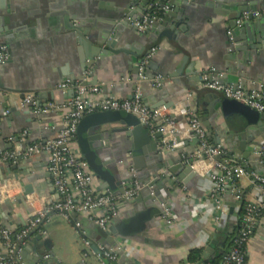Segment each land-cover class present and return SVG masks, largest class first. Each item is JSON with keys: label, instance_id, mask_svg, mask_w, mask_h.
<instances>
[{"label": "crops", "instance_id": "1", "mask_svg": "<svg viewBox=\"0 0 264 264\" xmlns=\"http://www.w3.org/2000/svg\"><path fill=\"white\" fill-rule=\"evenodd\" d=\"M133 1H137V6L130 7L129 12H135L136 19H139L146 13L138 12L145 7L141 4L144 0H0V40L10 50V60L0 65V150H23L30 143L53 138L60 128L58 115L37 116L31 109H20L19 100L26 94H32L39 106H44L51 102L60 104L73 96L72 91L64 93L57 89L65 80L99 86L103 97L126 98L139 86L151 108L175 114L182 132L176 138L174 150L161 148V152H169L162 157V162H181L190 165L192 172L184 175L185 179L172 178L173 183L186 188L184 198H177L168 185V178L161 176L155 179V176L167 171L161 169L150 177L155 199H149L145 192L135 199L138 202L134 201L122 210L120 218L110 228L121 225L123 214L133 206L149 213L152 219L143 232L117 240L126 239L132 246L119 256L117 264H201L202 254L200 263H188L189 252L200 249L203 253L215 240V250L209 254L207 261L220 255L226 241H230L236 233L240 203L237 204L226 190L221 196L225 214L218 220L214 219L215 203L208 195L212 182L207 176L206 164L194 166L185 162L195 152L196 143L186 138L184 113L194 111L211 140L227 146L230 155L222 161H228L229 166L231 160L237 163L247 161L252 171L263 174L262 168L252 166L256 163L252 151L254 145L264 141V115L219 94L220 103L212 108V102L216 100L212 101L209 97L216 93L200 89L198 76L212 70L215 78L223 84L241 86L246 91H264L263 45L260 41L258 46H262L261 49L249 51L248 41V36L256 40L261 34L251 30L248 35L242 34L238 43L230 42L228 37L229 32L233 34L246 22L236 24L244 12L264 9V0H174L173 5H170V0L166 3H162L163 0H148L146 11L155 4H168L172 11L179 9V17L168 24L172 30L165 28L159 35L153 32L138 34L132 26L126 27L116 45L119 52L80 72V65H87L90 61L86 47L73 28L78 27L91 34L103 32L110 25L114 9ZM239 8L243 11L238 12ZM237 14L240 16L237 17ZM152 48L155 52L147 64H152L154 68H146V73L165 78L166 83L160 89H152V78L142 76L144 69L140 72L141 65L138 68L134 65L137 60L142 62L150 55ZM242 64L245 69L238 75L236 72ZM137 70L139 73L136 74ZM94 78L96 83L93 85ZM194 100H199L197 109ZM155 141L159 146V139ZM244 142L253 143L244 153H234L233 149L237 150ZM246 152L250 154L248 158L244 157ZM102 159L108 162L107 168L118 177L108 188L116 194L120 190V171L124 170V167H117L116 162L126 160L132 163L130 142L124 134L112 136ZM30 160H21L15 166L17 168L10 172L8 169L14 166H0V196L3 197L0 223L6 228L16 230L23 227L33 209H39L44 201L57 198L50 176L45 171L47 154ZM150 173L145 160L138 176L143 181ZM23 180L32 183L35 189L34 194L27 196L29 199H26L25 205L17 201ZM99 185L103 188L101 181ZM236 186L246 202L264 201L262 190L251 182L248 175L239 178ZM161 204L168 206L175 217L173 226L164 223ZM79 220L90 237L89 224L83 218ZM43 231V234H33L22 249L36 247L37 252L45 251L41 245L48 240L51 255L45 252L43 256H49L47 259L42 260V256L36 259V252L31 251L23 259L21 250L23 264H100L95 258H85L83 252L78 251L77 236L69 221L53 217L43 226ZM245 264H264V220L258 222L246 245Z\"/></svg>", "mask_w": 264, "mask_h": 264}, {"label": "built area", "instance_id": "2", "mask_svg": "<svg viewBox=\"0 0 264 264\" xmlns=\"http://www.w3.org/2000/svg\"><path fill=\"white\" fill-rule=\"evenodd\" d=\"M171 10L168 4L151 5L141 18L127 20L138 34H144L155 22ZM250 18L264 19V9L255 12H244L237 25H241ZM229 41L233 40L228 33ZM141 63L140 72L143 71L155 48L150 50ZM10 60L8 46L0 40V65H5ZM166 80L161 75H155L150 79L152 89L164 87ZM198 87L216 94H220L228 100L238 102L260 114L264 115V91H246L241 86L223 84L215 78L212 70H207L198 76ZM57 89L64 93L73 92V96L60 104L47 103L39 106L37 99L32 94H26L19 100V108L31 109L37 116L58 115L60 128L55 136L49 140H39L30 143L24 150H0V166H16L21 160L33 159L43 153L48 160L45 171L50 176L52 187L57 196L54 201H44L39 209H33L23 227L19 229L6 228L0 223V264H23L21 250L27 240L35 234H43V226L53 217L69 221L76 236L83 244V257L95 258L100 264H117L119 256L130 250L131 243L122 239L115 244H105L93 240L79 218H83L88 224H93L101 231H108L111 224L120 218L122 210L131 206L139 196L142 185L137 171L132 163L126 160H118L116 166L124 167L120 171V193L116 195L108 188L100 187V180L89 169L82 159L76 143L72 140L75 136L80 120L95 112L119 111L135 116L139 124L146 129L152 137L156 133L161 134L158 143L160 148L172 151L177 146L176 138L181 135L177 125L175 114L164 112L162 109L151 108L145 101L139 86L126 98L114 96L103 97L99 86H86L78 80H65ZM189 97V95H188ZM186 138L196 143L195 152L185 162L194 165L206 164L207 176L212 182L209 198L215 203V220L225 214L221 196L228 190L237 204L243 199L242 191L236 186L239 178L248 175L251 182L256 184L264 195V176L247 170L248 162L222 161L228 157V148L222 143H214L209 132L203 126L200 117L192 110H187ZM26 133H24V136ZM23 139V137H22ZM23 141V140H22ZM21 141V142H22ZM252 156L254 161L264 169V141L254 145ZM168 178L169 187L177 198H184L186 188L173 183V177L169 172L155 176ZM150 196L155 199L154 186L149 187ZM26 199H29L28 197ZM3 197L0 196V204ZM162 219L167 226H173L175 217L168 206L161 204ZM71 213L76 218L71 217ZM264 220V201L247 202L244 213L237 227L232 246L223 255L220 264H245L246 245L250 240L256 225ZM49 256L45 255L42 260Z\"/></svg>", "mask_w": 264, "mask_h": 264}, {"label": "water", "instance_id": "3", "mask_svg": "<svg viewBox=\"0 0 264 264\" xmlns=\"http://www.w3.org/2000/svg\"><path fill=\"white\" fill-rule=\"evenodd\" d=\"M169 3L170 5H173L174 0H170ZM141 4L142 6L146 7L149 2L148 0H144ZM136 6L137 1H133L128 2L124 7L114 9V15L112 17V20L109 22L110 25H108L106 29H103V32L98 31L96 34H91L90 31L87 32L81 30L78 27L73 28L76 31V36L79 37V41L86 47L87 59L90 61V63L87 65H80V72H84L87 66L93 67L97 61H102L107 56L120 51L116 48V45L120 40L121 32L124 30V28L131 27L130 22L127 20V18L131 20L136 19V13L129 12V8H136ZM145 7H143L138 12H146ZM237 11L241 12L243 10L239 8ZM179 15V9L168 11L164 15L163 19L155 22L153 26L145 32V34L153 32L154 35H159L160 32H163L165 30V28L172 30L171 27L168 26V24L173 22L172 20L174 18H178ZM123 16H125L126 18H123ZM239 16L240 14H237V17ZM251 30H256L261 35L259 36V38L257 36L256 40L250 39L248 36V41L250 43L249 51L261 49L262 46H258V42L260 41V45H263L264 49V20L261 19H257L256 21H254L252 18H250L248 21L244 22V24L238 31L233 32V42L238 43L242 34L248 35ZM113 31H115V34L111 35ZM86 37L87 39H85ZM141 63V61L137 60L134 65L136 68H138ZM146 68L151 70L154 67L150 63L146 64L141 75L152 78V74L146 73ZM244 69L245 66L242 64L236 73L238 75H241ZM138 70L135 71L136 74L139 73ZM177 71H179V69ZM95 83L96 80L94 78L91 84L94 85ZM82 84L87 85V83L85 82H82ZM209 98L212 101L216 100L212 102L211 105L212 108H216V105L220 103V97L217 94H213ZM205 100L207 101L208 98H205ZM232 102L242 105L235 101ZM198 103L199 100H194L196 109L198 108ZM170 106H167L166 108H169ZM209 114H211V116L213 115L210 109ZM116 134H124L125 138L130 142L132 165L137 173L141 172V169L143 168V162L147 160V169L151 171V173L143 181L139 176L142 185L145 186L141 190L140 196H143V194L146 192L149 195V199H152V197L150 196L149 187L154 186V184L150 183V177L152 175H156L157 172L161 169H167L172 177H178L179 179H185L184 175L192 172L190 165H183L181 162L176 163L172 160L162 162V157L167 155L169 152H161V148L155 141L161 138V134L156 133L153 137L149 135L146 129H144V127L139 124V121L135 116L119 111L95 112L84 116L80 120L75 136L72 140L76 143L79 153L82 159L87 163L89 169L103 183V188L111 187V184H113L114 181H116V179L118 178L107 168L108 162H105L102 159L105 149L109 146V142L112 139V136ZM252 143L253 142H244L240 144L237 150L233 149V152L236 154L244 153L247 147ZM249 155V152H246L244 154V157L248 158ZM28 161L30 162L31 160L28 159ZM252 166H258L261 169V166L257 163H253ZM16 168L17 167L14 166L8 169V172H10L11 169L15 170ZM262 170L263 174L259 172L260 176H264V169L262 168ZM116 184L117 182L115 183V185ZM34 192L35 189L32 183H27L25 180H23L21 194L17 197V201L21 205H25L26 197L34 194ZM120 192L121 191L119 190L116 195H118ZM135 202H138V200H135ZM71 217L76 218V215L74 213H71ZM151 219L152 216L149 213L145 211H139L136 206H133L130 208V210L123 214V222H121V225L117 224L116 226L111 227L108 231H101L93 224H89L88 229L90 231V238L93 240H98L101 243L113 244L115 240L117 241L121 237H132L143 232L147 228V224L151 221ZM50 244L51 243L48 240L42 242L41 246L44 247L45 251L40 252H37L36 247H27L22 249V258L24 259L27 253L31 251L36 252V259L41 256L43 257V255L46 254L45 252H47L48 255H51ZM215 246L216 241L214 240L210 242L208 247L204 249V252L202 253L201 264H204L207 261L209 254H212L214 252ZM38 248H40V245H38Z\"/></svg>", "mask_w": 264, "mask_h": 264}, {"label": "trees", "instance_id": "4", "mask_svg": "<svg viewBox=\"0 0 264 264\" xmlns=\"http://www.w3.org/2000/svg\"><path fill=\"white\" fill-rule=\"evenodd\" d=\"M165 1V2H164ZM167 0H163L162 3H166ZM247 170H251L250 165L248 164V167L246 168ZM247 204V202L245 200L242 199L241 204H240V211H239V220H238V225L241 221V218L243 216L244 213V206ZM235 238L232 237V239L229 241L227 240L226 243L224 244V249L222 251V253L214 258H212V260L205 262L204 264H220L223 258V255L229 250V248L232 246L233 244V240ZM201 254H202V250L200 249H193L189 252L188 257H187V262L188 263H200L201 260Z\"/></svg>", "mask_w": 264, "mask_h": 264}, {"label": "rangeland", "instance_id": "5", "mask_svg": "<svg viewBox=\"0 0 264 264\" xmlns=\"http://www.w3.org/2000/svg\"><path fill=\"white\" fill-rule=\"evenodd\" d=\"M76 241L78 243V251L82 252L84 248H83V244H82L81 240L78 237H76Z\"/></svg>", "mask_w": 264, "mask_h": 264}]
</instances>
